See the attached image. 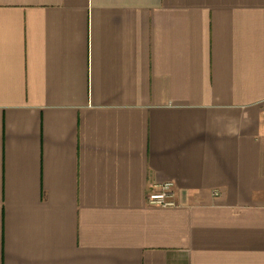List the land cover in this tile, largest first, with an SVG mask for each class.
<instances>
[{"label": "crops", "instance_id": "0c3cea01", "mask_svg": "<svg viewBox=\"0 0 264 264\" xmlns=\"http://www.w3.org/2000/svg\"><path fill=\"white\" fill-rule=\"evenodd\" d=\"M0 264H264V0H0Z\"/></svg>", "mask_w": 264, "mask_h": 264}, {"label": "built area", "instance_id": "2783aa9c", "mask_svg": "<svg viewBox=\"0 0 264 264\" xmlns=\"http://www.w3.org/2000/svg\"><path fill=\"white\" fill-rule=\"evenodd\" d=\"M149 204L163 207L176 205L175 183L169 181L156 185L155 191L148 196Z\"/></svg>", "mask_w": 264, "mask_h": 264}]
</instances>
